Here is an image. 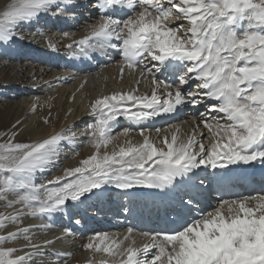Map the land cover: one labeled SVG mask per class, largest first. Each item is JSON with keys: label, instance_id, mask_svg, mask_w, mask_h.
<instances>
[{"label": "snow or ice", "instance_id": "snow-or-ice-1", "mask_svg": "<svg viewBox=\"0 0 264 264\" xmlns=\"http://www.w3.org/2000/svg\"><path fill=\"white\" fill-rule=\"evenodd\" d=\"M93 4L98 23L75 42V48L68 45L69 58L115 53L121 73L124 67L139 69L142 80L150 78L151 94H138L137 82V89L97 99L93 120L79 133L95 154L54 180L36 182L56 162L62 145L75 143L74 129L33 144L13 143L12 137L0 143V201L5 208L16 209L13 215L0 214V231L13 225L17 229L0 235V264H67L72 253H51L46 260L49 254L42 249L54 241L35 243L32 229L22 221L50 220L102 190L114 189L125 196L134 188L168 193L187 182L207 191L211 179L222 181L233 166H264V0H93ZM79 6L76 0H12L0 12V47L22 38L21 25L48 14L74 16ZM170 19L186 21L187 27L183 23L170 27ZM49 48L55 51L56 45L49 43ZM201 105L204 111L198 116L209 134L208 146L200 139L203 133L186 141L172 134L170 141L162 138L165 150L141 126ZM121 117L140 127L124 128L120 135L138 130L143 143L101 153L114 139ZM201 170L206 175L201 176ZM219 200L205 213L198 200L186 194L180 204L191 218L182 223L173 219L176 227L143 233L150 243L142 248L134 247V242L124 244L132 227L122 241L94 233L84 248L121 257L101 264H264V192ZM21 238L23 247H4Z\"/></svg>", "mask_w": 264, "mask_h": 264}, {"label": "bare ground", "instance_id": "bare-ground-1", "mask_svg": "<svg viewBox=\"0 0 264 264\" xmlns=\"http://www.w3.org/2000/svg\"><path fill=\"white\" fill-rule=\"evenodd\" d=\"M11 2L12 0H0V12L6 10ZM76 3L80 5L74 9L77 18L71 15L68 18V14L58 17L50 14L45 19H42V16L35 21L36 24L20 26L19 32L22 38L17 41L22 43L26 37L25 46L0 47V143L8 141L9 137H12L13 143L43 142L51 138L54 133L68 129L75 130L76 127H80L82 132L84 124L93 120L92 105L97 99L114 92L137 89V82H139L138 94H151L150 78L142 80L139 69L132 72L124 67L121 73V61L115 53L109 52L104 57L91 54L93 58L89 59L69 58L71 50L68 45L71 44L75 48V42L89 35L92 26L98 23L99 17L93 0H76ZM119 15L125 17L126 13ZM72 19L78 22V29L69 31V26H72L69 22ZM85 23L87 25H83ZM167 23L170 27L181 23L187 27L186 21L170 19ZM64 28L66 29L63 30ZM49 43L56 45L55 51L49 48ZM200 111H204L203 105L198 109L184 107L174 115H162L141 126L149 130L145 131V135L165 150L167 149L163 145L162 138L167 136L170 141L172 134L186 141L193 134L199 136L203 133L200 139L208 146L209 134L200 122L198 116ZM137 127L140 126H134L122 117L118 118L117 127L113 131L114 139L108 144L107 149H101V153L104 151L111 153L113 150L118 151L121 146L128 147L143 143L144 137L138 130L130 131L127 137L120 135L124 128ZM157 129L160 131L157 132ZM93 154L95 149L87 143V137L79 135L73 145L67 143L62 145L56 162L40 174L42 179H36V182L54 180L55 177L62 176L66 169L80 166L82 160ZM250 173H260L264 177V166L259 163L233 166V170L222 180L230 176L234 178ZM204 175L206 173L201 170V176ZM262 177L255 179L253 185H262ZM219 181H221L219 178L211 179L207 191H202L194 187L193 183L187 182L168 193L134 188L130 190V195L125 196L114 189L102 190L100 195L86 199L78 207L70 204L66 213L62 215L50 220L24 219L22 226L32 229L30 235L35 243L46 244L51 238L57 239L58 243L55 240L52 245L42 249L49 254L45 257L46 260L51 258V253H72L67 264H101L102 260L119 261L120 256H109L102 252L94 254L93 250L84 248V245L94 233H108L110 237L122 241L124 236L128 235L127 229L132 227L134 231L124 244L132 245L134 242V247L142 248L150 243L143 233L165 227H176L177 225L172 223L173 219L182 223L184 218H191L187 209L182 208L180 204L181 198L186 197V194H192L198 200L201 211L205 213L213 211L220 202L221 195L213 193L214 184ZM196 183L198 184V181ZM239 185L241 184H238L234 195H245L236 193L241 189ZM252 189L255 190L253 193L246 191V194L264 192V186ZM158 203H160L159 208L156 205ZM122 206L128 210L127 214ZM110 207L112 210L106 211ZM163 207H167L165 214L162 212ZM120 209L123 210L121 215L113 216L112 220H105ZM15 211V208H5L4 201H0V214L13 215ZM77 219L80 220L78 225L74 223ZM46 227L50 231L49 234L45 230ZM65 229H71V233L69 234ZM16 230V226L13 225L8 227L7 231H0V235H7ZM55 244H58L60 249H56ZM23 246L22 238L19 243L9 242L4 245L18 249Z\"/></svg>", "mask_w": 264, "mask_h": 264}, {"label": "rangeland", "instance_id": "rangeland-1", "mask_svg": "<svg viewBox=\"0 0 264 264\" xmlns=\"http://www.w3.org/2000/svg\"><path fill=\"white\" fill-rule=\"evenodd\" d=\"M49 15H50V14H48V15H43V18H42V19H45V17H47V16H49ZM40 19H41V18H40ZM33 23L36 24V22H33ZM33 23H32V24H33ZM35 33H36V32H35ZM25 38H26V37H24V39L22 40V43L19 42V41H20V40H19V41H16V43L13 44V45H15L16 47H17V46H20V45H21V46H25L24 44H26V40H27V38H26V39H25ZM18 42H19V43H18ZM27 44H28V43H27ZM19 64H21V63H19ZM138 71H139V70H138ZM14 101H16V100H14ZM41 115H42V114H41ZM41 115H40V116H41ZM43 117H44V115H43ZM77 124H79V123H77ZM76 129H77V130H76ZM76 129H75V131L77 132V137H78L81 128H80V127H78V128L76 127ZM78 129H79V131H78ZM58 133H60V132H57V134H58ZM54 134L56 135V133H54ZM54 134H53V135H54ZM53 135H52V136H53ZM52 136H51V137H52ZM41 176H42V175H41ZM41 176H40V174H39V175L37 176L36 179H37V180L42 179ZM44 177H45V176H44ZM47 228H48V227H46L45 230L48 231V234H49L50 231H49V229H47ZM52 229H53V228H52ZM46 231H45V232H46ZM51 240H54V242H55V240H56V243H58V242H57V239H52V238H51ZM55 246L57 247L56 249H60V247L58 246V244H57V245L55 244ZM58 247H59V248H58ZM70 261H71V260H70Z\"/></svg>", "mask_w": 264, "mask_h": 264}]
</instances>
